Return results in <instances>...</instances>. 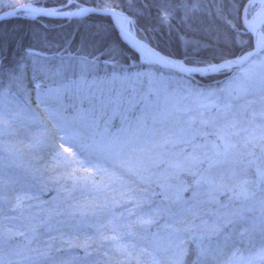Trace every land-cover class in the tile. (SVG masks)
<instances>
[{
  "label": "snow or ice",
  "instance_id": "6c2138e0",
  "mask_svg": "<svg viewBox=\"0 0 264 264\" xmlns=\"http://www.w3.org/2000/svg\"><path fill=\"white\" fill-rule=\"evenodd\" d=\"M118 7L99 10L128 37L135 21ZM137 12L164 44L134 42L137 62L103 27L53 55L0 48V264H223L257 238L245 264H264V0ZM173 39L182 58L165 51ZM23 152L42 161L27 175ZM38 183L56 195L41 200Z\"/></svg>",
  "mask_w": 264,
  "mask_h": 264
},
{
  "label": "trees",
  "instance_id": "16d2710c",
  "mask_svg": "<svg viewBox=\"0 0 264 264\" xmlns=\"http://www.w3.org/2000/svg\"><path fill=\"white\" fill-rule=\"evenodd\" d=\"M33 1H37L42 6L49 8L50 6H64L63 4L66 0H24V3ZM75 2L84 6L100 8L104 0H75ZM111 2L119 5L117 10L123 11L125 15L135 21L133 26L139 39L145 43H150L152 46L160 44V47H164V44L160 43L159 34L152 30L155 20L147 12L144 15H139L137 12L144 0H135L132 7L129 6V2L124 3L120 0H111ZM74 8L75 6L70 7V9ZM5 10L7 9L0 10V13ZM100 27L107 31L111 41L120 44L129 63L137 62L136 54L122 42L109 18L103 16H88L84 19L70 21L42 18L34 21H24L22 19L7 20L0 23V48L8 53L15 54L21 47L32 46L35 50L42 51L46 55H53L58 50L62 52L65 48L69 50L77 49L83 37L95 33ZM241 39L248 40L251 43L250 37L247 35H243ZM165 51L175 52L178 58H182L183 55V50L178 46L175 39L168 43ZM231 51L239 54L241 49L237 46L233 47ZM211 80V78L202 79L201 82ZM113 124L119 125V119L114 121ZM97 179H106V177L98 176ZM38 187L43 189L40 192L43 200H50L56 195L54 191L50 190L52 188L51 183H38ZM75 195L77 199H83L79 192L75 193ZM82 252L83 250H76L74 253L82 256Z\"/></svg>",
  "mask_w": 264,
  "mask_h": 264
},
{
  "label": "rangeland",
  "instance_id": "374dc122",
  "mask_svg": "<svg viewBox=\"0 0 264 264\" xmlns=\"http://www.w3.org/2000/svg\"><path fill=\"white\" fill-rule=\"evenodd\" d=\"M120 1L124 2V3L129 2V0H120ZM21 3L22 4H34V5H37L38 7L47 8V7L42 6L41 4L37 3V1H33L30 3H24V0H0V10H4V9H7L5 11L14 10L17 7H19L21 5ZM78 4H80V3L75 2V0H66L65 3L63 4L64 6H58V7L50 6V7L55 8L60 12H63V11L67 12L70 9V7L78 5ZM80 5H82V4H80ZM118 11L120 12V10H117V12ZM103 17H106V16H103ZM11 19H22L24 21H34V20L39 19V18H36V17L34 19L28 18L27 14H25L24 12H20L18 14H15V15L9 17L5 21L11 20ZM42 19H44V18H42ZM60 21H64V20H60ZM131 33L136 36L135 28L133 25L131 26ZM134 52H136L135 54L138 57V55H139L138 52L135 50H134ZM227 75H231V72H229ZM225 78H226L225 75H222V76L220 75V76H218V78L216 77L215 79H213L211 81L196 82V83L207 86L209 84H214V82L218 81V80H222L221 82H223ZM179 79H180L179 75H175V74L172 75V80L174 82L179 80ZM114 126H118V124H114ZM41 163H42V161L39 160V158L36 154L23 152L20 155L19 159L16 161V165H15L16 171H17V173H19L21 175H27L32 169L38 167ZM39 195H40V199L43 200L42 195L40 193H39ZM76 250L81 251L82 249H76ZM76 250H74V252ZM255 251H256V249H252L250 252H248L246 254L240 253V254L235 256V259L230 260L229 262L224 263V264H245V261L247 259H249L252 255H254ZM97 255L98 254H94V257ZM222 258L224 259L225 257H222ZM126 264H135V261L126 262ZM257 264H258V262H257Z\"/></svg>",
  "mask_w": 264,
  "mask_h": 264
},
{
  "label": "water",
  "instance_id": "95a60500",
  "mask_svg": "<svg viewBox=\"0 0 264 264\" xmlns=\"http://www.w3.org/2000/svg\"><path fill=\"white\" fill-rule=\"evenodd\" d=\"M31 5L33 7H35V8H37V9L44 10V11H48V10L55 9V8H42V7H38L37 5H34V4H31ZM82 8H87V9H90V10L95 9V11H89V12L81 13V14H78V15H56V16H47V15L38 14V15H36V18H44V19H49V20H78V19H83V18L88 17V16H106V17L109 18L110 22L113 24V26H114L116 32L118 33V36L122 40V42L126 46H128L130 49H134L132 47V45L134 44V42L140 41L133 34L129 35L128 37L122 38V33L120 32V26L116 22V18L115 17H111V16H109V15L101 12L99 10V8H94V7H91V6H84V7H80L78 9H75V10H73L71 12H68V11L67 12L66 11L60 12L57 9H55V10L57 12H59V13H62V14H64V13H80V9H82ZM13 11H15V14H18L20 12H23V11L20 10V7H17L16 9L11 10V11H4V12L0 13V17H5L3 19H0V23L3 22V21H5L9 17L13 16V15H10V13H12ZM125 40L127 42H125ZM195 76H197L199 78H204V77H201L198 74L195 75Z\"/></svg>",
  "mask_w": 264,
  "mask_h": 264
},
{
  "label": "bare ground",
  "instance_id": "6f19581e",
  "mask_svg": "<svg viewBox=\"0 0 264 264\" xmlns=\"http://www.w3.org/2000/svg\"><path fill=\"white\" fill-rule=\"evenodd\" d=\"M258 239V238H257Z\"/></svg>",
  "mask_w": 264,
  "mask_h": 264
}]
</instances>
